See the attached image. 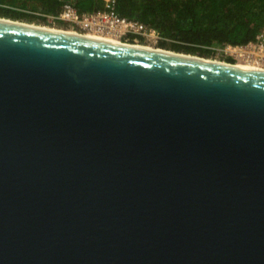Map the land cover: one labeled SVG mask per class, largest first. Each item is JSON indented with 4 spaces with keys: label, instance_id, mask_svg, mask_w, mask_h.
Listing matches in <instances>:
<instances>
[{
    "label": "water",
    "instance_id": "water-1",
    "mask_svg": "<svg viewBox=\"0 0 264 264\" xmlns=\"http://www.w3.org/2000/svg\"><path fill=\"white\" fill-rule=\"evenodd\" d=\"M0 17V264H264V72Z\"/></svg>",
    "mask_w": 264,
    "mask_h": 264
},
{
    "label": "trees",
    "instance_id": "trees-1",
    "mask_svg": "<svg viewBox=\"0 0 264 264\" xmlns=\"http://www.w3.org/2000/svg\"><path fill=\"white\" fill-rule=\"evenodd\" d=\"M64 1L82 12L104 8L103 0H0V17L32 21L36 12L56 14ZM115 11L156 29L167 40L161 48L206 57L247 44L264 28V0H115Z\"/></svg>",
    "mask_w": 264,
    "mask_h": 264
},
{
    "label": "built area",
    "instance_id": "built-area-1",
    "mask_svg": "<svg viewBox=\"0 0 264 264\" xmlns=\"http://www.w3.org/2000/svg\"><path fill=\"white\" fill-rule=\"evenodd\" d=\"M104 8L98 11L82 12L71 1H64L56 14L36 12L48 27L58 31L73 32L77 35L97 36L146 49H163L160 43L167 41L160 33L143 23L120 17L115 11V0H103ZM217 60L224 64L251 65L264 68V28L255 39L243 45L227 44L214 48ZM213 53V54H214Z\"/></svg>",
    "mask_w": 264,
    "mask_h": 264
},
{
    "label": "bare ground",
    "instance_id": "bare-ground-1",
    "mask_svg": "<svg viewBox=\"0 0 264 264\" xmlns=\"http://www.w3.org/2000/svg\"><path fill=\"white\" fill-rule=\"evenodd\" d=\"M26 24H28V23H26ZM31 27H39V28H44V29H50V30H54V29H51V28H48V27H45V26H42V27H40V26H34V25H31V24H29ZM63 33H68V34H73V35H76L75 33H73V32H68V31H65V32H63ZM84 37H88V38H93V39H97V40H102V41H107V42H112V43H117L118 44V42H114V41H112V40H109V39H105V38H102V37H97V36H89V35H84ZM157 51H159V52H164V53H170V54H172V51H170V50H167V49H157ZM212 62H215V63H220V64H224V63H222V62H219V61H217V60H213V59H210ZM236 67H239V68H244V69H249V70H255V71H263L264 72V68H260V67H256V66H251L250 64L249 65H241V64H239L238 66H236Z\"/></svg>",
    "mask_w": 264,
    "mask_h": 264
},
{
    "label": "rangeland",
    "instance_id": "rangeland-1",
    "mask_svg": "<svg viewBox=\"0 0 264 264\" xmlns=\"http://www.w3.org/2000/svg\"><path fill=\"white\" fill-rule=\"evenodd\" d=\"M8 8V7H7ZM35 16V15H34ZM36 17V16H35ZM19 21V20H18ZM19 22H22V23H28V24H31V25H34V26H45L46 24L44 23V21L40 18H37L35 20H32V21H19ZM51 28V27H50ZM218 53L215 52L214 54H212L211 56L209 57H206V56H199V55H193V56H197V57H201V58H207V59H214L216 58L218 55Z\"/></svg>",
    "mask_w": 264,
    "mask_h": 264
}]
</instances>
